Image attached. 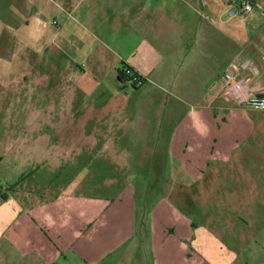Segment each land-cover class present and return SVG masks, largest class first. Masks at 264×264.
Here are the masks:
<instances>
[{
	"label": "crops",
	"instance_id": "obj_1",
	"mask_svg": "<svg viewBox=\"0 0 264 264\" xmlns=\"http://www.w3.org/2000/svg\"><path fill=\"white\" fill-rule=\"evenodd\" d=\"M243 1L250 12L234 0H8L7 42L25 67L1 70L20 79L10 95L31 118L6 170H20L19 146L47 139L34 153L91 154L80 177L95 160L107 173L58 194L13 183L0 197V264H200L201 253L232 264L241 235L264 228V112L222 94L233 67L264 93V0ZM123 66L145 84L128 86ZM205 184L200 222L181 203L203 201Z\"/></svg>",
	"mask_w": 264,
	"mask_h": 264
},
{
	"label": "rangeland",
	"instance_id": "obj_2",
	"mask_svg": "<svg viewBox=\"0 0 264 264\" xmlns=\"http://www.w3.org/2000/svg\"><path fill=\"white\" fill-rule=\"evenodd\" d=\"M234 1L236 5H239L243 0ZM5 8L10 9V12ZM15 21H17V19L14 15V6L11 7L8 0H0V89L4 88L6 86L5 82H7L8 89H5V91H9L8 97L13 98L12 100L14 101V104H11L10 101L12 100L9 99V103L6 105H3L0 101V197L6 191H11L14 187L13 183L18 182V180H20L22 176L26 177L24 178L23 183L20 184L18 189L22 191L32 190L33 193H30L31 196L36 195L37 192L35 191H39L40 193H42L41 191H43V189H45L46 193L58 194L67 183L75 182L78 185V183L82 179H84V184L90 183L93 184V186L100 184L102 177H104V175L107 173L105 170L99 171V165H97L98 162H103V160H95L94 162H92L91 168L93 169L89 171V176L87 177L85 175V178L84 176H82L81 178L80 172H82L81 169L84 165L83 163L93 155L87 153H66L63 152L64 150L60 153L55 154L54 152H51L49 154L34 153V150L36 149V143H40L38 145V148H41L42 144L44 145V142L47 139L33 140L32 143H35V145L33 146V150L30 148L32 147V143L31 145H29V147H25L27 146V144H24V147L19 146L18 148H20V151H22L21 157L19 158V160H21L19 161V164L21 166L20 170H6V166H10V164L12 165V163L14 162V155L16 154L15 142L19 141L17 136L27 130V120H30L31 118L30 113L23 112V110L26 109V106H17L15 104V96L10 95V93L15 94V91H17V83L21 82L20 79L12 78L14 77L13 75L12 77H10L11 75L9 73L6 74L1 70L23 69L25 67L22 60H16L15 57L12 56V53L10 51V48L11 50L13 49L12 44L7 42L8 40H12V38L14 37V34L12 33L14 32V26H12V23H14ZM25 77H27L25 78L26 81L30 80L28 79V75ZM131 96L135 97L134 93H131ZM53 140L55 141V144H58V142L60 141V139ZM23 141L25 143H30V137L28 139L24 138ZM60 144L65 145L63 139H61ZM7 146H11L14 150H8ZM67 152H70V150ZM121 156L124 159L129 160V158L133 155ZM95 157L97 159V156ZM100 158L102 157L100 156ZM8 172H11L12 175L9 176L7 184L5 181L7 179L5 177V174ZM93 173H98V176L92 178L94 176L92 175ZM39 188H42L41 191ZM198 190L201 194L200 197L204 199L203 201L196 202V204L194 205H191V203L181 204L184 206L183 209L186 212L194 213L199 218L200 222H204L210 209V204L209 202H207V185L205 184L200 186ZM95 192L102 193L103 191L96 190ZM19 195H22L21 192L19 193ZM141 197L142 192L138 187L136 191V200L138 204H140L141 202ZM146 204L147 202L143 203L142 206L144 207ZM244 236H246L248 243L243 246L242 249H240L237 258L234 259L232 264H264V228H262L261 232H258L256 229L249 228L247 235H241L242 238ZM231 248L236 247L234 246ZM203 252L208 255V251L206 248H204ZM137 253H139V251H137ZM209 260V257L206 258V256H202L201 253L200 264H211Z\"/></svg>",
	"mask_w": 264,
	"mask_h": 264
},
{
	"label": "built area",
	"instance_id": "obj_3",
	"mask_svg": "<svg viewBox=\"0 0 264 264\" xmlns=\"http://www.w3.org/2000/svg\"><path fill=\"white\" fill-rule=\"evenodd\" d=\"M251 10L252 6L249 2L241 1V12L248 13ZM52 24L56 22L53 21ZM121 71L125 82L133 88H139L146 82V79L132 69L124 68ZM223 79L222 94L229 106L264 112V93L262 97L255 95L249 77L240 75L237 68L233 67L225 71Z\"/></svg>",
	"mask_w": 264,
	"mask_h": 264
},
{
	"label": "trees",
	"instance_id": "obj_4",
	"mask_svg": "<svg viewBox=\"0 0 264 264\" xmlns=\"http://www.w3.org/2000/svg\"><path fill=\"white\" fill-rule=\"evenodd\" d=\"M124 68H127V67L123 66L121 68V70L124 69ZM121 70L119 71V77H121L122 79H124V75L122 74V71Z\"/></svg>",
	"mask_w": 264,
	"mask_h": 264
},
{
	"label": "water",
	"instance_id": "obj_5",
	"mask_svg": "<svg viewBox=\"0 0 264 264\" xmlns=\"http://www.w3.org/2000/svg\"><path fill=\"white\" fill-rule=\"evenodd\" d=\"M263 95H258L257 97H262Z\"/></svg>",
	"mask_w": 264,
	"mask_h": 264
}]
</instances>
